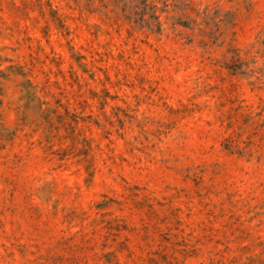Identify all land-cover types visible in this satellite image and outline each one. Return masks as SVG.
<instances>
[{
	"label": "rangeland",
	"instance_id": "obj_1",
	"mask_svg": "<svg viewBox=\"0 0 264 264\" xmlns=\"http://www.w3.org/2000/svg\"><path fill=\"white\" fill-rule=\"evenodd\" d=\"M0 264H264V0H0Z\"/></svg>",
	"mask_w": 264,
	"mask_h": 264
}]
</instances>
